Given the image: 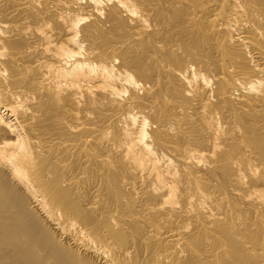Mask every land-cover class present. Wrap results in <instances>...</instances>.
<instances>
[{
    "label": "bare ground",
    "instance_id": "1",
    "mask_svg": "<svg viewBox=\"0 0 264 264\" xmlns=\"http://www.w3.org/2000/svg\"><path fill=\"white\" fill-rule=\"evenodd\" d=\"M0 264H264V0H0Z\"/></svg>",
    "mask_w": 264,
    "mask_h": 264
}]
</instances>
